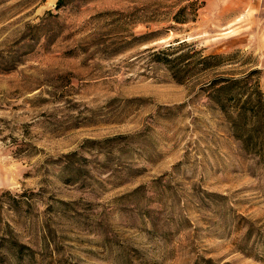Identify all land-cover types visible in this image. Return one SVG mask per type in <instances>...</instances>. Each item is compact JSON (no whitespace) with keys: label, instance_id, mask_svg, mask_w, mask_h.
<instances>
[{"label":"rangeland","instance_id":"obj_1","mask_svg":"<svg viewBox=\"0 0 264 264\" xmlns=\"http://www.w3.org/2000/svg\"><path fill=\"white\" fill-rule=\"evenodd\" d=\"M55 1L0 0L1 264H264V141L205 89L264 95V0Z\"/></svg>","mask_w":264,"mask_h":264},{"label":"trees","instance_id":"obj_2","mask_svg":"<svg viewBox=\"0 0 264 264\" xmlns=\"http://www.w3.org/2000/svg\"><path fill=\"white\" fill-rule=\"evenodd\" d=\"M69 0H56L53 6V9L57 10ZM184 7L180 8L178 11H182ZM174 15L175 21H182L183 19L177 18V13ZM54 14H51L50 10L44 12V14L39 17L38 22L30 25L33 29H39L43 27L47 20L53 17ZM149 35V34H147ZM142 38H145L146 35H141ZM179 42L178 44L182 43ZM172 49L170 45L165 46L163 50ZM198 63L204 68L208 66H215L220 59L228 57L222 55H205L202 56L199 52H196ZM183 54H179L177 59L183 57ZM212 63V64H210ZM247 76L233 77V76H214L210 78L205 89L209 90L207 93V99L211 106L218 108L225 118L231 124V130L234 134H239L244 146H255V142L258 145L262 144L264 141V95L254 87L253 92L244 93L243 97L236 96L237 94L233 93L235 86H238L240 83L245 81ZM229 101L233 102L234 113H229L226 110L227 103ZM232 106V105H230ZM88 141V140H85ZM254 148V147H253ZM72 154H68L69 156ZM63 170L73 171L72 177L79 174L80 169L71 167V161H68L64 166ZM71 176H68L66 181L72 179ZM4 242L8 243V248L12 249V254L14 259H22L23 257H31L32 250L29 249L23 243L17 242L12 237L8 240L0 237V247L4 245ZM3 262V258L0 256V264Z\"/></svg>","mask_w":264,"mask_h":264}]
</instances>
